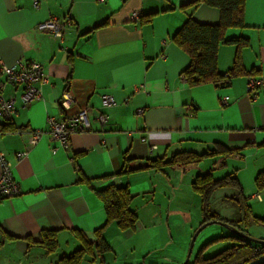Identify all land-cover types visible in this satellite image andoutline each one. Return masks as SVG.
Returning a JSON list of instances; mask_svg holds the SVG:
<instances>
[{"label":"crops","instance_id":"obj_1","mask_svg":"<svg viewBox=\"0 0 264 264\" xmlns=\"http://www.w3.org/2000/svg\"><path fill=\"white\" fill-rule=\"evenodd\" d=\"M33 1L0 0L1 62L40 63L48 77L41 99L26 107L23 88L2 85L0 77V94L14 99L16 111L8 125L0 117V155L15 165L20 190L0 201V264H59L81 247L78 233L90 245L80 264H183L202 221L191 184L205 174L236 177L251 216L264 217V196L254 184L264 169V88L251 95L246 90L248 79H264V0H245L243 28L224 33V40L242 41L217 50L218 74H230L224 87H189L182 76L189 58L173 41L188 19L218 24L215 8L196 0H37V8ZM49 19H70L73 26L58 40L38 29ZM67 84L83 105L97 110L102 95L112 96L115 105L104 110L103 127L91 119L90 131L71 135L69 151L53 153L47 118L68 113L61 103ZM223 96L229 97L225 107ZM32 131L44 135L29 147L26 134ZM215 146L229 153L187 167H148L156 159L202 155ZM20 152L27 156L16 163ZM111 186L128 189L134 230L108 222L96 192ZM234 193L215 192L211 210L233 219ZM246 231L264 239V227L251 224ZM51 232L57 247L48 253L41 236ZM230 234L226 229L221 237ZM100 236L110 248L102 257L95 250ZM204 244L194 245L191 255ZM235 244L231 238L226 248ZM212 247L204 258L222 251Z\"/></svg>","mask_w":264,"mask_h":264},{"label":"trees","instance_id":"obj_2","mask_svg":"<svg viewBox=\"0 0 264 264\" xmlns=\"http://www.w3.org/2000/svg\"><path fill=\"white\" fill-rule=\"evenodd\" d=\"M195 4H204L208 7L217 9L219 11V22L216 25H202L196 23L192 19H188L177 31L173 37V41L185 51L189 58L188 66L182 72V76L189 87L208 84L215 87H224L230 80V74L225 77L218 74L217 50L220 45L224 44H235L238 47L242 45V41L239 39L224 40V33L230 28H243L245 0H196ZM237 65L238 62H235V69L233 70L237 69ZM68 87H70V84H67L65 89ZM4 124L8 125L10 123ZM228 153L229 150L226 148L215 146L213 150L202 155L183 152L171 155L168 160L156 159L155 161H150L148 167L158 171L165 167H187L197 163L200 158L205 156L213 154L227 155ZM125 171H127L126 166L123 169V172ZM254 184L257 193L264 196V169L258 173ZM191 189L199 196L201 201L200 213L202 221L195 232L200 227L211 222L225 223L246 236H250L246 230L251 224L264 227V217L257 218L251 216L250 209L243 198L242 189L236 177L226 176L222 179H212L210 174L197 176L191 184ZM222 189H231L235 192L234 196L229 199L230 204H232V207L235 209V215L231 220L220 217L210 208L212 196L215 192ZM96 194L104 205L109 223H116L118 228L122 231L135 229L137 216L129 210L132 197L127 188H116L111 186L107 189L97 191ZM78 236L81 239V247L69 256L61 257L59 264H80L82 258L86 254H89V242L80 233H78ZM230 236L231 237L216 238L206 242L200 248L192 264H248L264 256V245L253 244L233 233H231ZM231 238L235 240V245L223 249L212 257H203V252L217 244L219 240L226 239L229 241ZM41 239V244L44 249L48 253L54 252L57 247L55 233H43ZM259 240L264 241V239ZM95 250L99 257H102L110 250L101 236L95 243ZM100 263H103L101 259Z\"/></svg>","mask_w":264,"mask_h":264},{"label":"built area","instance_id":"obj_3","mask_svg":"<svg viewBox=\"0 0 264 264\" xmlns=\"http://www.w3.org/2000/svg\"><path fill=\"white\" fill-rule=\"evenodd\" d=\"M33 4L35 8L38 7L37 0H34ZM140 17L139 12L132 14V18L135 21L139 20ZM72 26L70 19H49L42 23L38 29L42 33L61 40L71 30ZM1 76L3 77L2 85L8 84L12 87L21 86L23 88V107H26L31 102L39 101L41 99L40 87L48 82V77L44 73L43 66L36 62H22L19 60L13 65L7 66L0 60ZM2 85H0V89H2ZM259 88H264V79H248L246 90L249 95ZM61 103L68 112L66 116L62 119H57L53 116H48L47 118V134L49 140L54 144L53 153L58 150L69 151L71 135L90 131L91 119H94L100 127H103L108 121V116L104 110L115 105L113 97L109 95L101 96V105L97 110L89 105H81L70 87L63 91ZM219 103L221 107L227 106L229 104V97H220ZM15 113L14 99H5L0 94V117L3 122L6 124L11 123ZM43 135V131L27 133L28 146H35L42 139ZM26 156L27 152L15 154L16 163L26 158ZM14 168L15 165L11 161L0 155V201L20 195L19 186L14 179Z\"/></svg>","mask_w":264,"mask_h":264},{"label":"rangeland","instance_id":"obj_4","mask_svg":"<svg viewBox=\"0 0 264 264\" xmlns=\"http://www.w3.org/2000/svg\"><path fill=\"white\" fill-rule=\"evenodd\" d=\"M252 232H254V230H252ZM225 234H226V229H224L223 227H221L218 224H212V225L204 228L199 233V235L196 238V240L197 239L198 240L197 241L195 240L196 243H194V245L199 244V242H201V241H204L206 243L210 240L220 238L222 235L224 236ZM221 238H225V237H221ZM227 242L228 241L226 239L219 240L217 242V244L213 245L212 249L217 250V251L223 250L224 248H226L228 246ZM194 258L195 257L193 255H191L190 260H189L190 261L189 264H192V262L194 261Z\"/></svg>","mask_w":264,"mask_h":264},{"label":"water","instance_id":"obj_5","mask_svg":"<svg viewBox=\"0 0 264 264\" xmlns=\"http://www.w3.org/2000/svg\"><path fill=\"white\" fill-rule=\"evenodd\" d=\"M212 224H218L220 225L221 227L227 229L228 231H230L231 233H233L234 235L236 236H239L253 244H258V245H264V241H260L259 239H256V238H253V237H250V236H246L244 235L243 233H241L240 231H238L237 229L225 224V223H221V222H211V223H208L207 225H204L202 227H200L192 236L191 238V241H190V244H189V249H188V253H187V257H186V260L183 264H188L189 262V259H190V255H191V252H192V249H193V246H194V243H195V240L197 238V236L199 235V233L204 229L206 228L207 226H210ZM264 263V256L263 257H260L258 259H256L255 261L251 262V263H248V264H262Z\"/></svg>","mask_w":264,"mask_h":264}]
</instances>
